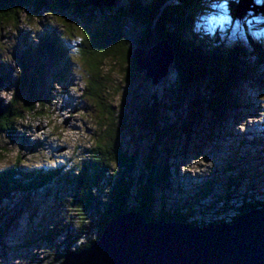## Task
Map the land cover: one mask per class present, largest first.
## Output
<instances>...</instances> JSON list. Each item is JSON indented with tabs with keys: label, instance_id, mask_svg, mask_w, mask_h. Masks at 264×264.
<instances>
[{
	"label": "rangeland",
	"instance_id": "obj_1",
	"mask_svg": "<svg viewBox=\"0 0 264 264\" xmlns=\"http://www.w3.org/2000/svg\"><path fill=\"white\" fill-rule=\"evenodd\" d=\"M127 2L128 0H117L114 6H104L103 10L96 8L92 18L94 24L88 29L94 31L103 18L112 15ZM253 3L259 5L261 0H253ZM171 4L177 3L172 1ZM202 5L193 7L197 12H192L199 22L211 29L207 34L213 36L218 29V41L222 45L219 48L236 47L243 51L242 56L246 61H254L251 45L259 39L253 36L256 30L245 32V29L249 30L257 24L247 16L251 12H246L239 19L230 14L229 1L203 0ZM62 15L58 16L46 9L39 14L25 10L16 24L0 25V59L11 71L12 78V82L5 83L0 88L2 104L13 101V97L19 104H23L29 97L27 86L20 88L14 82L19 68L16 62L18 51L35 47L42 37L54 29L62 38H65L70 28L79 32V25L74 22L80 25L81 22L68 14ZM200 29V25L197 26V30L201 31ZM153 36L158 37L157 34ZM147 37L142 36L140 40L147 42ZM260 41L264 45V37ZM150 47H135L133 50H147ZM158 47L166 50L163 44ZM210 48L209 45L208 49ZM72 58L77 64L71 65L69 77L64 81L57 77L58 65L55 60L49 56H43L40 60L32 55L29 57L31 65L39 69L45 78L41 91L48 98L36 103L31 111H21V117L12 119L10 127L0 132V170L18 164L22 173L41 168L52 171V175H55L44 187L35 190L26 199L15 194L1 204L0 264H58L60 252L67 247L68 241H72L80 220L76 202L73 201L77 189L64 181V175H74L89 160L99 129L103 130L101 124L108 122L109 110L113 111L112 114L115 113L120 122L122 118L126 120L125 126L128 128L121 135L122 146L130 153L137 150L136 159L143 162L152 136H148L139 125V111L142 105L155 99L167 106L169 93L173 95L174 79L170 69L173 58L167 74L156 85H152L141 70L133 71L130 78H124L119 67L106 58L100 76L110 81L102 89V103L96 108L94 101L82 96L91 72L78 59L77 54L73 53ZM236 61L232 59L230 63L234 65ZM33 72L32 68L28 78ZM238 85V89L224 87L227 92L222 94L223 98L226 93L235 97L239 105L237 109H227L226 117L216 120L213 127H209V118L193 123L192 134L188 139L179 135L168 148L171 151L170 157L159 158L163 166L159 170L166 171V189L161 186L155 188L146 208L151 217L157 218L160 213L171 217V212L177 211L187 222L208 225L231 221L238 215L237 208L243 203L240 196L244 191L246 202H264V157L262 160L258 159V144L264 142V65L253 64L250 72L239 80ZM37 94L38 90L34 91V97ZM202 106V117H212L208 108ZM241 140H244V145L235 161V147L241 145ZM229 163L236 167L234 174L226 170ZM115 170L116 167H112V171ZM230 176L233 178L232 185L231 190L227 191L226 183ZM110 181L109 175L102 188L93 189V196L103 201ZM206 184L210 194L202 198L197 192ZM133 204L134 200L131 198L130 205ZM93 234L94 231H90L88 237L92 238ZM80 243L78 240L70 249L74 250ZM43 257L46 260L41 262Z\"/></svg>",
	"mask_w": 264,
	"mask_h": 264
},
{
	"label": "trees",
	"instance_id": "obj_2",
	"mask_svg": "<svg viewBox=\"0 0 264 264\" xmlns=\"http://www.w3.org/2000/svg\"><path fill=\"white\" fill-rule=\"evenodd\" d=\"M172 1L177 4H171ZM202 1L128 0L126 5H122L112 15L103 18L92 31L88 27L94 24L92 18L96 8L86 4L85 0H0V25L16 24L20 14L25 10H32L33 13L39 14L45 9L58 16L68 14L81 22V25L74 22L79 25V32L75 28H70L65 38H62L54 29L42 37L35 47L26 46L27 49L17 52L20 56H16L19 68L14 82L20 88L27 86L29 97L23 104H19L14 97L13 101L2 104L0 132L10 127L12 119L20 118L21 111H31L36 103H41L48 98V95L41 91L45 78L39 69L31 65L29 59L31 55L35 56L36 60H40L43 56L46 58L49 56L55 60L58 65L57 77L67 81L69 69L77 64L72 54H77L78 59L91 72L82 96L94 101L95 107L98 108L97 106L102 103L101 91L110 81L100 76L106 58L111 59L112 64L119 67L124 78H130L133 76V71L140 70L136 67L132 57L133 48L146 49L156 41L166 39L174 54L170 67L173 72L174 89L172 88L173 95L172 93L168 95L167 106L155 99L151 103L142 105L139 111V125L148 136H152H150L151 142L147 146L148 150L143 162L136 159L137 150L130 153L122 146L120 138L128 128L125 126L126 120L122 118L120 122L115 117V113L112 114L113 111L109 110L108 122L101 124L103 130L99 129V135L90 152L89 160L76 170L74 175H64V181L74 185L77 189L73 201L76 202V212L80 220L71 238L72 241H68L67 247L60 252L58 264L63 255L70 251V247L78 240L81 243L74 250L89 246L99 237L108 221L119 211L137 209L145 214L147 220L155 219L156 217L148 214L146 208L151 202L155 188L161 186L166 189L164 183L166 171L159 170L163 168L162 160L160 161L159 158L170 157L171 151L168 148L179 135L188 139L192 134L193 123L209 118L207 120L209 127H213L216 120H223L226 117L227 109L232 111L237 109L239 105L235 97L230 93L222 97V94L227 92L224 87L238 89L239 80L250 72L253 64L264 65V45L260 41L264 37V14L262 16L261 13L251 12L247 15L257 24L251 27L253 29H245V32L250 33L256 30L253 36L259 39L251 45L252 56H255V59L248 62L242 56L243 51L236 47L219 48L221 43L218 41L220 39L218 29L215 30L213 36L207 34V31L210 32L211 29L199 22L192 12V10L196 11L193 7L203 6ZM221 1H229L230 14L235 18L237 0ZM199 25L201 31L197 30ZM153 34H157L158 37ZM142 36L147 37L149 41L142 42L140 40ZM211 43H214V47ZM209 45L210 49H208ZM232 59L237 60L234 65L230 63ZM6 66L0 59V73L5 83H10L12 82L11 71ZM32 68L34 69L33 75L28 78V73ZM36 90L38 94L34 97ZM202 105L208 108L212 117L209 115L202 117ZM165 108L169 111L167 112ZM243 145L244 140H241V145L235 147L237 154L234 156L235 161L238 160ZM258 146H260L258 159L262 160L264 142H260ZM263 164L264 161H262ZM112 167H116L114 172ZM226 170L234 174L236 167L229 163ZM53 172L59 173L55 170ZM52 174H54L52 171H45L41 168L22 173L18 164L0 170V206L15 194L22 195L23 199H26L32 192L51 181L55 176ZM109 175L111 181L106 192L107 196L100 201L93 196L92 191L102 188V184ZM232 179L231 176L228 177L227 191L231 190ZM208 190L209 186L206 184L197 192V195L206 198L210 194ZM245 192L240 196L243 203L237 208L239 213L262 204V202H246ZM131 198L134 200L133 205H130ZM171 214V217H167L164 213H160L159 217L187 222V219L181 217L177 211H172ZM90 231H94L92 238L88 237ZM30 242L32 243V240ZM44 258L40 259L41 262L46 260Z\"/></svg>",
	"mask_w": 264,
	"mask_h": 264
},
{
	"label": "water",
	"instance_id": "obj_3",
	"mask_svg": "<svg viewBox=\"0 0 264 264\" xmlns=\"http://www.w3.org/2000/svg\"><path fill=\"white\" fill-rule=\"evenodd\" d=\"M85 2L101 9L114 6L117 0ZM248 11L264 14V0L259 5L237 0L235 18ZM132 57L156 85L168 72L173 50L166 39H160L147 50L134 49ZM4 84L0 76V88ZM2 109L0 102V116ZM59 264H264V202L231 221L208 225L163 217L147 220L137 209L119 211L97 239L87 247L67 251Z\"/></svg>",
	"mask_w": 264,
	"mask_h": 264
}]
</instances>
